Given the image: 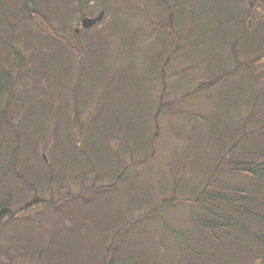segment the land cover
<instances>
[{
	"label": "rangeland",
	"instance_id": "1",
	"mask_svg": "<svg viewBox=\"0 0 264 264\" xmlns=\"http://www.w3.org/2000/svg\"><path fill=\"white\" fill-rule=\"evenodd\" d=\"M43 6L0 29V264H264L198 221L264 147V0Z\"/></svg>",
	"mask_w": 264,
	"mask_h": 264
},
{
	"label": "trees",
	"instance_id": "2",
	"mask_svg": "<svg viewBox=\"0 0 264 264\" xmlns=\"http://www.w3.org/2000/svg\"><path fill=\"white\" fill-rule=\"evenodd\" d=\"M44 2H46V0H0V29L5 24L4 21L6 20L5 16L7 11L15 10L16 13H22L26 10L27 12L25 13L27 16L23 15V17L29 19L33 14L42 13ZM11 14L15 13L12 12ZM40 43L44 44L43 47L46 46L47 49V44L44 40L37 41L38 46ZM43 47H41V49ZM235 49L236 44L233 52ZM240 66L242 68L245 65L240 64ZM0 67L2 71L5 70L3 66ZM255 103L262 106L263 108L260 111L264 112V91L260 90L259 98H256ZM255 118L258 120L257 122L252 121V125L255 126L258 124V129L264 131V125L262 123L263 118L256 116ZM238 133L239 131H233L229 136L233 139ZM251 134L256 135V130L254 129L252 132H242L240 135L238 142L241 143V137H243V139L245 138L242 142L245 146L242 145L240 152L237 150L240 143L236 142V139L228 150L229 153L225 155L220 154L218 156L220 158L218 159L217 157L216 159V170L220 167L218 164L223 163L226 165L224 167L233 168V170L229 168L230 172L235 171L237 173L241 172L246 174L245 181L248 182H245L241 186H234L230 193L224 194L223 196L213 194L211 195V199L208 197L209 208L206 210L207 215L205 218L201 216V219L198 221L202 224V229H209L208 235L211 236V242H204L203 244L210 247L211 251L214 250V246H216L213 242H218V244H220L222 240H224L226 246H228L227 241H234V245L238 243L245 247L253 243L256 246L255 249L252 250L249 247L248 251H251L255 259L264 262V258L259 257L260 255L264 257V147L259 148L252 144L249 145L252 142L251 139H253L249 137ZM248 146L249 148H247ZM219 202L222 203L221 206L215 204ZM253 222L257 224L256 229H253ZM232 233H234V236L231 235ZM205 239L208 238H205V235L202 236V240L205 241ZM196 244L200 245V242H196ZM230 256L231 255L228 257ZM234 257L235 256L229 258L227 264H232L231 261H235ZM254 263H256V261Z\"/></svg>",
	"mask_w": 264,
	"mask_h": 264
},
{
	"label": "water",
	"instance_id": "3",
	"mask_svg": "<svg viewBox=\"0 0 264 264\" xmlns=\"http://www.w3.org/2000/svg\"><path fill=\"white\" fill-rule=\"evenodd\" d=\"M103 16H104V12L102 11L97 17H94V18L84 17L82 19L81 24L84 28H90L93 25H95L96 23H98L103 18ZM77 31H78V29H77Z\"/></svg>",
	"mask_w": 264,
	"mask_h": 264
}]
</instances>
